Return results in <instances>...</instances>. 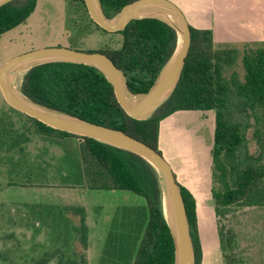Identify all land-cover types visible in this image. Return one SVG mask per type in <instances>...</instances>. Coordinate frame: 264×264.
<instances>
[{"label": "trees", "instance_id": "obj_1", "mask_svg": "<svg viewBox=\"0 0 264 264\" xmlns=\"http://www.w3.org/2000/svg\"><path fill=\"white\" fill-rule=\"evenodd\" d=\"M73 1L81 5L85 15L97 28L105 33L121 35L117 47L109 46L97 51L108 54L123 70L132 92H147L174 51L177 43L175 30L158 18H140L130 21L123 30L110 32L93 21L84 0ZM132 1L135 0H101L108 16H114ZM36 6L37 0H15L1 6L0 36L24 23ZM190 28L191 46L178 86L151 118L129 116L118 102L114 87L105 74L83 63L50 62L37 65L25 74L21 89L28 97L51 108L121 129L161 154L159 137L162 119L180 110H215L211 191L225 262L237 264L241 262L235 248L238 232L228 228L224 234L220 217L225 213L224 209L234 205L264 209V45L247 49L242 54L238 48L216 47L211 29L192 25ZM240 59L244 68L242 76L233 71ZM229 69H232L230 76L227 73ZM244 108L254 118L253 135L261 140L259 156L248 159L246 132L252 125L242 116ZM24 115L40 135L57 142L67 140L64 142L68 144L65 161L71 159L68 163L72 164L74 170V186L91 190L131 191L146 198L147 222L146 218L139 222L137 216L129 215L130 223L137 225L139 232L138 247L132 260L127 262L125 257L119 255L116 258V252L108 251L111 264H174V241L163 212L159 176L146 160L133 152L53 128ZM72 139L78 141L74 148L68 143ZM179 185L189 218L196 264H201L203 249L197 200L190 189ZM36 205L39 215H51L53 212L50 205ZM70 209L77 210L81 215L86 232L82 239L87 244L85 208ZM122 235H109L119 251L122 249L118 246L123 240ZM260 239L261 236L257 237V240ZM259 253L264 258V250L260 249Z\"/></svg>", "mask_w": 264, "mask_h": 264}, {"label": "rangeland", "instance_id": "obj_2", "mask_svg": "<svg viewBox=\"0 0 264 264\" xmlns=\"http://www.w3.org/2000/svg\"><path fill=\"white\" fill-rule=\"evenodd\" d=\"M120 40V34L97 28L73 0H37L35 11L24 23L0 36V66L37 48L65 46L97 51L117 47ZM234 70L244 74L241 59ZM231 72L229 69L228 76ZM249 113L246 108L242 110L252 125L246 132L247 159L259 156L261 143L253 135L254 118ZM204 114L201 118L200 110H183L166 120L172 123L166 149L173 156L185 157L190 162L186 167L196 166L200 179L213 185L210 151L216 112L207 110ZM66 141L40 135L24 114L12 109L0 89V264H111L108 251L116 252V258L132 260L139 232L129 215L137 216L139 222L146 218L147 222L146 198L131 191L74 186V170L68 163L71 159L65 161ZM77 142L72 139L68 143L74 148ZM175 176L182 184V178ZM196 193L199 212L214 210L211 188ZM36 204L50 205L53 212L39 215ZM80 206L87 210V244L82 239L81 215L70 209ZM224 210L220 217L224 234L228 228L238 232L235 248L241 262L237 264H263L259 250H264V209L234 205ZM110 234H123L120 251L109 239ZM213 255L210 252L208 260L218 264Z\"/></svg>", "mask_w": 264, "mask_h": 264}, {"label": "water", "instance_id": "obj_3", "mask_svg": "<svg viewBox=\"0 0 264 264\" xmlns=\"http://www.w3.org/2000/svg\"><path fill=\"white\" fill-rule=\"evenodd\" d=\"M15 0H0V7ZM90 17L107 31L123 30L140 18H158L176 32L177 43L151 88L145 93L132 92L126 75L103 52L65 46H48L21 53L0 66V89L7 103L43 123L72 134L91 137L133 152L146 160L158 173L164 216L174 241V264H196V253L182 191L174 171L163 154L121 129L101 125L79 116L51 108L23 93L25 74L33 67L50 62H75L94 66L112 83L124 111L136 119L151 118L173 95L180 81L191 46V28L183 11L170 0H135L114 16L105 13L101 0H84Z\"/></svg>", "mask_w": 264, "mask_h": 264}, {"label": "crops", "instance_id": "obj_4", "mask_svg": "<svg viewBox=\"0 0 264 264\" xmlns=\"http://www.w3.org/2000/svg\"><path fill=\"white\" fill-rule=\"evenodd\" d=\"M184 13L187 21L196 28L211 29L214 34L215 46L234 47L241 52L264 43V3L262 0H170ZM6 62V61H5ZM183 110L175 111L162 119L160 123V149L169 161L174 173L182 178V185L190 189L197 200V214L199 232L202 241L203 257L201 264H212L208 260L209 253H213L218 264H227L223 255L218 217L214 210L199 212L198 191L212 189V185L205 184L197 174L196 166L186 167L185 157L173 156L166 149L168 135L171 133L172 123L166 120L175 117ZM205 115L203 110H200ZM211 148V156H212ZM181 159V160H179ZM213 159V158H212ZM175 161V165H173ZM193 170V171H190ZM204 183V185H203ZM213 183V182H212ZM211 185V186H210ZM212 192V191H211ZM209 204V203H208ZM213 204V203H211ZM83 207V206H80ZM215 207V206H214ZM85 208V207H84ZM86 224L87 223V210ZM89 240V238H88ZM264 264V262H263Z\"/></svg>", "mask_w": 264, "mask_h": 264}]
</instances>
